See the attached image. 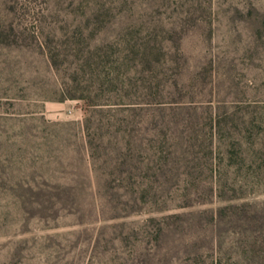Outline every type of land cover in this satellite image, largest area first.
I'll use <instances>...</instances> for the list:
<instances>
[{
    "label": "rangeland",
    "instance_id": "1",
    "mask_svg": "<svg viewBox=\"0 0 264 264\" xmlns=\"http://www.w3.org/2000/svg\"><path fill=\"white\" fill-rule=\"evenodd\" d=\"M8 95L0 264H264V0H0Z\"/></svg>",
    "mask_w": 264,
    "mask_h": 264
},
{
    "label": "trees",
    "instance_id": "2",
    "mask_svg": "<svg viewBox=\"0 0 264 264\" xmlns=\"http://www.w3.org/2000/svg\"><path fill=\"white\" fill-rule=\"evenodd\" d=\"M52 58L53 57L51 56V60H50L51 64L52 62L53 63L55 62L54 59ZM69 90L70 89L68 88V86L66 87V85H63V86L61 85L60 87L56 88L55 93L49 96L48 99L64 100L66 98H78L79 97L78 95L74 93H68ZM5 98L7 99L6 100L7 102L6 103L4 102L5 104H7L6 107L1 106L4 103L0 102V125L2 127H8L11 125H16V124L31 125V123H42V124L49 123V120L46 119L44 115L38 114L35 108H30L26 110L17 109L15 100L18 97L8 95V96H5ZM55 123L64 124V125L75 124L71 121L55 122ZM83 125H84V128H83L84 134H85V130L88 133L87 131L89 128V116L88 115L85 118ZM31 191L34 193L37 199L32 203L33 206H31L30 208H27L26 206L22 205V209L26 210V212H30V214L34 216L45 217V216L54 214L55 211L52 208H54L55 206L56 207L58 206L57 205L54 206L46 202L45 198H46V195L49 194V191L45 189V187L43 186L41 187L37 186ZM58 193H61V192L58 191Z\"/></svg>",
    "mask_w": 264,
    "mask_h": 264
}]
</instances>
